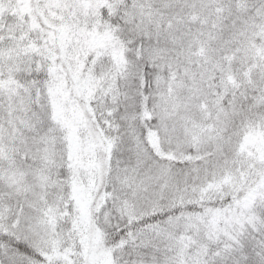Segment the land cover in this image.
<instances>
[{
  "label": "snow or ice",
  "instance_id": "obj_1",
  "mask_svg": "<svg viewBox=\"0 0 264 264\" xmlns=\"http://www.w3.org/2000/svg\"><path fill=\"white\" fill-rule=\"evenodd\" d=\"M0 264H264V0H0Z\"/></svg>",
  "mask_w": 264,
  "mask_h": 264
}]
</instances>
